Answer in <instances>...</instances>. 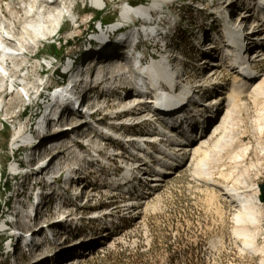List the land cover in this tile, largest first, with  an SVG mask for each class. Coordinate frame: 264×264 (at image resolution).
<instances>
[{
	"label": "rangeland",
	"instance_id": "obj_1",
	"mask_svg": "<svg viewBox=\"0 0 264 264\" xmlns=\"http://www.w3.org/2000/svg\"><path fill=\"white\" fill-rule=\"evenodd\" d=\"M129 1L132 6L148 5L150 2V0ZM121 2L122 0H105L104 7L99 9L94 7L90 0H69L70 8L75 6L74 12L78 22L75 23L70 18H66L59 33L54 37L44 39L32 49L31 54L38 53V56L27 65L29 73H31V80L28 82L33 84L34 91L40 83L47 85L43 93L44 97L31 105H29L28 100L20 102L11 110L10 116H13V119H8L5 112L0 113V233L2 232L3 218L7 217L11 221H16L13 216H9L14 212L21 215L20 219L23 220L20 221L21 223L25 224L27 221L22 217V202L38 197L37 191H39V189L33 190L32 184L42 180V187L46 188L44 201L39 206L37 220L31 221L26 229L18 226L19 220H17L16 225H12L17 232L14 233L16 237H22V233L25 231H30L29 234L33 235L35 228H39L40 231L35 232L34 239H31V235L29 245L25 248L21 246L20 242H17L16 254L19 255L18 258L12 255V250L9 247L10 241L7 240L4 243L3 237L0 235V264H37L42 260L41 264H72L73 262L74 264H264V206L255 208L260 218V225L257 228L249 222L246 223L250 237L239 235L236 232L238 226L236 214H238L239 206L231 197L224 194L223 190L207 183L197 172L199 161L206 158L208 171L213 174L215 179L240 191H248L264 182V87L257 94H251L248 90L242 96L235 97L231 107H228V102H225L222 112L216 115V120L211 122L203 137L208 138L210 136L212 124L219 120L224 113L229 120L224 124V128L210 139L206 150H203L202 153L200 151L193 157L188 155L187 159L179 162L175 168L170 171L165 170L168 174L164 181L160 182L159 187L148 190L143 198H132L131 201L123 202L120 191L113 187L120 178L112 183L109 180H98L94 184V190L92 188L87 190L89 199H85L87 193L84 197L79 194L81 183H76V187L73 186L72 182L76 178L70 182L68 173L65 174L66 177H62L60 184L49 182V185L46 186L44 184L48 182L45 181V177H41V170L38 172L34 170L33 167L37 163L49 156H55L51 168L60 166L62 169L64 168V172H71L75 165L82 166L84 163L82 168L85 171L79 170L78 177L80 178L77 177L76 180L95 177L97 174L95 168L92 162L89 163L85 154L98 158L99 154L96 152V147H101L104 149L102 155H106V159H108L112 155L111 149L114 147L113 138H111V134L115 132V129H112L113 126L118 128L125 122L136 123L137 119L144 118L142 114L132 116L142 111L139 107L134 109L131 114L124 113V108L119 103L134 90L131 86L133 78L125 84L117 80V83L110 85L108 80L111 78L106 73L107 64L114 62L115 57L120 55V53L112 51L116 44L110 49H106L104 46L113 40L112 32L114 31L112 28L122 22ZM212 2L213 0H176L175 3H171L173 5L166 6L167 16L170 13H175L178 23L176 26H170L169 32H174V35L164 38L169 46L162 53L157 54L159 56L157 61L171 58L175 71L177 70L181 74L187 71L190 77V82L187 84L197 93H200L199 98L206 95L208 87H211V90L218 92L219 95L222 93L221 89L225 90L224 100H226L229 98L230 87L235 81L233 78L237 75L231 66L228 67L230 69H227L209 63L210 60L218 62L217 58H223L222 53L220 54L222 47L213 51L206 45L207 42L212 43L208 39L211 33L215 32L207 24L209 19L213 21L215 28L221 32H218L214 38L220 37L222 40L224 35V20L220 17L223 6L222 0ZM232 3H234L232 6L234 8L254 9L246 0H232ZM2 4L4 7L14 5L10 1ZM216 10H218L219 15L214 12ZM132 20L136 21L137 24L140 22L136 17ZM137 26L141 27L139 24ZM252 35L254 36H251L253 40L263 35L260 38L262 39L263 58H261L262 60L258 58L260 60L257 59L254 67L257 73L264 75V31L256 30L252 32ZM222 43L224 42L222 41ZM156 44L154 40H151V43L148 42V46L153 47L152 51H158L159 48ZM105 51H110V55H105ZM170 53L172 56L169 55ZM178 55L183 56V59L176 58ZM146 56L147 61H150L149 53ZM126 57L122 56L121 59ZM225 57L230 61L228 56ZM76 60L81 72L84 71L83 78L87 75L89 61L95 62V64H105L104 78L99 82L101 73L99 74L96 69L95 77L97 74L98 77L90 88L86 89L87 91L84 90L85 95L87 94L84 97L89 99L87 106L85 105L81 110L78 107L73 109V114L63 113L60 118L61 121H58L60 123L49 124L45 128L40 126L38 129L45 132L43 135H36L34 124L44 118L40 113V105L45 104V96L56 93V89L68 82H71V87L64 85L65 88L70 87V89L75 90L76 81L70 77L63 80L60 69L66 68L69 62H76ZM47 62H54L57 66L47 68ZM128 62L129 60H125L127 66L129 65ZM43 65L46 70L41 72ZM131 67L133 68V66ZM30 69L32 70L30 71ZM211 69L218 71L217 79L212 77L213 73L210 74ZM56 70H58V74L54 73ZM27 71L24 70L21 74L24 75ZM91 71L93 73L94 69L92 68ZM169 72L172 75L170 68ZM39 77L44 78V80H38ZM132 77H134L133 71ZM79 81H83V79ZM81 84L84 85V83ZM167 85L170 90L175 88H172L173 85ZM79 86L80 84H78L77 90H79ZM83 88L81 92H83ZM7 90L10 92V87ZM77 90L75 91L77 92ZM16 91L25 94L22 84H18ZM174 92L178 93V90ZM182 95L183 92L178 93L176 100L182 98ZM11 97L9 96L8 100ZM79 97L76 95L72 102L79 103L77 99ZM222 97L220 95L219 98ZM212 99L206 100V107L215 105V103L208 105ZM156 100L158 101V98ZM145 104L144 107L152 105L149 101L147 103V97ZM156 106L157 104L154 105V107ZM66 109L68 107H57L56 110L65 112ZM149 109L152 107L150 106ZM226 109H229V112ZM84 110L94 111L96 115L89 117L91 120L89 124L77 132L74 131L77 134L72 136L73 134L69 132L73 129L66 130L65 127L82 126L83 120H86ZM116 112L118 113L115 114ZM128 115L130 116L128 117ZM97 116L103 118L94 119ZM20 124L24 125V130L31 132L29 133L31 138H35L36 141L39 140L38 145L35 146L39 149L30 154V156L37 154L36 160L32 161L31 169L24 165L25 169H30L31 175L16 178L12 176L14 173L12 166L17 165L28 153V147L17 149L21 144H24L23 142L13 145L15 134L20 130ZM62 128L64 131L61 130ZM106 130H110V133H107L109 138L105 137ZM134 130L136 128L128 127L117 132V134L125 140H129L128 131ZM142 130H144L143 126L138 129V132ZM191 130L193 128L189 127V131ZM193 133V138L195 136L200 137L199 132ZM64 135L66 136L62 139ZM165 136L160 137L163 144L170 142L163 139L166 138ZM59 138L65 142L55 150H52V143L43 145L45 139L49 141ZM71 143H76L80 147V152L73 158L69 156L71 150L68 148V144ZM84 143H88L87 146ZM191 144L195 146L198 142ZM185 152L189 153L188 150ZM122 160L121 156H118L116 160L113 159L112 161L115 163L111 164L112 167L120 168ZM133 163L136 162L133 161ZM129 166L132 167L133 164ZM24 184L27 185L25 188ZM70 186L74 187L76 195H80L78 196L79 200L75 196L69 207L64 204L58 205L57 201L63 192V187L68 190L71 189ZM74 189L72 188V190ZM247 193L252 194L253 191ZM78 204L85 206L78 209ZM128 205L134 206V209L129 210L130 206ZM114 211L119 214L120 219L114 218L116 223L111 227L116 232H110L108 229L110 226L107 225L108 217L112 216ZM95 215L96 219L90 220V217ZM63 216L65 217L62 220ZM81 217H83L82 225L79 224ZM75 221L79 222L76 229L82 228V232L79 234L73 231L72 224ZM67 227L71 230L68 237L65 234ZM97 233L102 235H97ZM90 237L92 241L87 242ZM249 239L253 241V247L246 244ZM65 253L69 255L70 260L65 261ZM77 254L84 256L78 257Z\"/></svg>",
	"mask_w": 264,
	"mask_h": 264
},
{
	"label": "bare ground",
	"instance_id": "obj_2",
	"mask_svg": "<svg viewBox=\"0 0 264 264\" xmlns=\"http://www.w3.org/2000/svg\"><path fill=\"white\" fill-rule=\"evenodd\" d=\"M8 1L13 2L14 5L4 7L2 3L8 2ZM175 1L176 0H150L148 5H138V6L137 5L132 6L129 3L130 2L129 0H122V2H121V4H122V8H121L122 22L120 24H118L116 27L112 28V30L114 31V32H112V38H113V36L118 38L119 36H121V35H118V33L121 32V30H124L126 27L132 26V23L135 22L132 20L134 17H136L137 19L143 18L146 21H143L140 24L141 27H139L138 29L132 28V31H130V32H136L135 33L136 35H134V34H131L130 36L125 35L123 38V41L121 42L122 46L120 47V44L116 43L115 48L113 50L112 49L111 50L114 53H120L118 51V49L119 48H125L126 47L125 45L128 43L127 41L133 40L132 41V43H133L135 41V37L138 36L139 34L140 35L145 34V38H146L145 40L147 43L148 42L151 43V40H154V41H156V43L160 44L158 46V48H159L158 51H152V53H149V55L151 56L150 61H147L148 59H147L146 54H142V57H138L139 62H151L150 64H147L142 69H140V72L142 73L144 80L146 81V84L141 85V86H144L143 90L138 88L139 91H137V90L136 91L139 93L144 92V95H148V96L150 94L153 95L152 98L150 96H149L150 98L147 97V103L149 101V103L153 105V106L150 105L152 107V109H149L150 106L144 107V104L146 103V98L144 99L143 96L136 95L135 90L131 91L130 94H127L124 97V100L121 99L123 101H121V102L119 101L121 107L124 108L123 109L124 113H130L131 114L133 112V110L136 109L137 107H139L140 110H142V111H140V113L132 115L133 117L135 115L139 116L141 114H142V117L143 116L146 117V116L150 115L156 120V113H157L156 109H157V106L159 105L158 101L166 100L167 102H169L168 104L171 105L172 101H175L177 99L176 95L178 93L174 92V89H175L174 88L175 87L174 78H175V75L176 76L180 75V73L177 72V70L176 71L174 70V67H173L174 64L171 61V58L157 61L158 60L157 58L159 57L157 54L162 53L169 46V43L164 38L169 37V35L170 36L174 35V32L170 33L169 32L170 29L166 31L165 28L168 26L169 27L170 26L171 27L176 26V24L178 23V19L176 18L175 13H170L169 16H167L168 11L167 12L165 11L166 6L167 5H173L171 3H175ZM246 1H247V3H249V5H251L250 7L254 8L253 10L250 8L243 9L244 7H242V6H241L242 10L238 9V8H234V7H232L234 4V3H232V0H222L223 6H222V14H220V17L222 20H224V35L222 36V38H223L222 40L220 37H218V39L221 42L222 41L224 42V43H222L221 49H225V51L221 50V52H220V54L222 53V56L224 55V56H228L230 58L231 55L232 56L238 55L237 54L238 51L231 47V41H232V37H230L231 34L238 36L239 32H243V33L247 34L248 39H250V38L254 37L252 35V32H255L256 30H260V29L262 31H264V26L261 25L257 20H255L256 19L255 17H257L260 14H264V5L259 4V0H246ZM90 2L92 3V5L94 7L99 8V9H102L105 5V0H90ZM213 2H214V0H213ZM68 3H69V0H0V113L5 112L8 119L14 118L13 116H10L11 110L16 105L20 104V102H22L23 100L25 102L28 100L29 105H31V104H34V102H36V101L38 102L39 100H41L43 98V93L46 90L47 85L45 83H40L39 86L35 87L36 91H34V87L32 86L33 84L28 82V80H31L30 79L31 73H29V69L27 68V65H29L31 60H33L34 58H37V56H38V53L31 54L32 49L34 47H37L39 45V43L41 41H43L44 39L54 37L57 33H59L62 29L63 22L66 18H70L71 21H73L75 23L78 22V19L75 15V12H74L75 6L70 8V5ZM217 11L218 10H216L214 12L217 15H219L217 13ZM154 13H157V14L154 15ZM164 17H167L169 19V23L167 20H164L165 19ZM171 18H172V21H170ZM156 19H160L161 23H163V24L156 25V23H155V22H157ZM114 25H116V24H114ZM136 25H138V24H136ZM259 27H260V29H259ZM261 37H263V35H260V37H257V38H261ZM100 38H102V37H100ZM128 38H129V40H128ZM138 40H139V42L143 41L141 36ZM211 42L212 43L207 42L208 44H206V45L207 46H210L211 44L213 45L214 42L213 41H211ZM253 42H254L253 38L250 41H248V43H250V44H249V46L247 45V47H246L247 49L244 53L245 58H252L254 56H258L257 59L263 58V53H262L263 48L262 47L253 48V45H254ZM156 46H157V44H156ZM243 46H245L244 43H243ZM248 48H249V50H248ZM104 54L110 55V51H105ZM169 55L172 56V53H170ZM176 58L183 59V56L178 55V57H176ZM230 59H231L230 63H232V65L234 64L233 63L234 61H237L236 58H230ZM260 59H258V60H260ZM125 60H129L128 66L125 63ZM154 61H156V62H154ZM130 62H133L132 58L126 57L125 59L124 58L123 59H117L114 62L107 64L108 70L106 73L109 74V77L111 78V81L109 82L110 85L117 83L118 82L117 80H120L119 81L120 83L122 82V84H125V82H127L133 78L132 77V71L135 72V68L131 67ZM209 63L212 64L213 66H219L218 63H220V62H213L210 60ZM255 63L256 62H249L247 64H242V67L238 66L237 68L231 66V68L235 70V73H236L239 80H235L234 83L232 84V86L230 87L231 90L228 93L229 98H227V102H228L227 106L228 107H231L233 105L235 97L242 96L248 90H250L251 94H253V93L257 94L259 91L263 90V87H264V75L263 74H261L260 77L256 78L255 80L250 81L247 84L245 81V80H251V78L256 75L257 72L255 71V67H254ZM77 65H78L77 60H76V62L75 61L69 62V64L65 68V70L68 69V74H69L71 69L78 68L74 73L75 78L73 80L76 81V83L74 85L75 90H77L78 84H80L79 90H77V92H76L75 90L70 89V87H66V88L64 87L63 89L61 88V90L57 91V93L55 94L57 97L59 96V99L57 98V101L55 103H53V105H49V104L52 102L53 98H56V96L53 94H50V97L45 100V104L40 105V111L42 110L41 111L42 114L44 113L43 110H45L46 108H48V110L50 111V114H47L42 120H39L36 122V124H34L36 135L40 136V135H43L45 132L44 130L41 131L42 129H38V128H40V126H41V128H45L46 125L48 126L49 124L60 123L58 121L60 120L63 113L73 114L74 113L73 109L75 110L78 107L79 110H81V108H84L85 105L87 106L89 99L84 97V96H87V94L85 95L84 90H86L88 87L90 88V86L95 82V79L97 78V77H95L96 69L99 71L98 72L99 74L101 73L99 82H101V79L104 78V76H105V72H104L105 64H102V63H99V64L96 63L95 64V62L92 63L91 61H89V64H87L89 66L88 72H87L88 74L84 76L85 79L83 78V75H84L83 72L84 71L81 72V70H80L81 68L78 67ZM96 65H98V67ZM55 66H57L56 63L47 62L46 67L47 68H53ZM42 68L43 69L41 70V72H44L46 70V69H44L45 66L43 65ZM92 68L94 69L93 73H92L93 70L90 72V70ZM169 68L172 72V75H170ZM24 70H28V71L26 73H24V75H22L23 74L22 72ZM31 70L32 69H30V71ZM214 71H216V72H214ZM56 72H57V70L54 73H56ZM173 72H175V73L173 74ZM217 72L218 71L214 70V69H211V71H210V74L213 73V75L212 74L211 75L214 79H217ZM188 74L189 73L187 71L184 72L183 75H184L185 80H183V83L187 84L188 82H190V77ZM90 78H92V80H89ZM82 79L84 82L79 81ZM158 79H160V80H158ZM38 80L43 81L44 78L39 77ZM81 83H84V85ZM164 83L173 85L172 88H174V89L173 90H167V89L162 88L161 84L163 85ZM18 84L19 85L22 84V86L25 90V94L22 93L21 91H18V92L16 91V87L18 86ZM109 84H106V85H109ZM81 85H83V86H81ZM8 87H10V89H11L10 92L7 90ZM82 87H84L83 92H81ZM145 87L147 89H144ZM58 92H60V93H58ZM74 92H76V93H74ZM154 92H156V93L154 94ZM187 92H189V91H187ZM78 93H79V95H78ZM60 95L63 98H61ZM76 95L80 96L79 98H77L79 100V103L72 102V100L76 97ZM9 96H12V97L8 100ZM156 97L158 98V101L156 100L157 99ZM219 97H220V95L214 97L208 103V105L209 104L213 105L214 103H215V105L213 107H207L205 109L207 113H205V112L202 113V118H201L202 122L201 123L206 124L209 121V118H210L209 113H214L215 107H218L217 102L220 99ZM180 99H182V98H180ZM117 100H120V98H117ZM143 101H144V103H142ZM154 103L157 104L156 107H154V105H156ZM234 105H235V103H234ZM57 107L58 108L59 107H63V108L68 107V109H66L65 112L63 110L61 112H59V110L58 111L56 110ZM229 109H231V108H229ZM229 109H226V110L229 112ZM83 112H84V115H86V118H85L86 120H83L84 124L82 126L78 127V126L72 125V126H66L65 127V128H67L66 130L73 129L71 132H69L70 134H73L72 136H74V134H77L74 131L77 132V130L86 127L89 124V122L91 121L90 118L92 116L96 115V113L94 111H91V110H84ZM149 112L152 113L153 115H151ZM117 113L118 112H116L115 114H117ZM129 116L130 115H128V117ZM53 117H56V118L52 119ZM102 118L103 117H101V116H97L94 119L97 120V119H102ZM227 120H229V118L224 113L223 116H220L219 120L215 121L212 124L213 128H212V131H211L210 136L208 138L203 137L206 134L205 130L203 131V134L200 135V137L195 136L193 138L194 139L193 142H198V144L195 146L190 144V146H189L190 149H189L188 155H191L193 157L196 154H198L200 151L202 153L203 150H206L205 148L208 147L210 139L214 135H216L222 128H224V126H225L224 124L226 123ZM125 123H132V122H125ZM55 124H53V125H55ZM61 130L64 131L63 128ZM109 131L106 130V132H105L106 138L110 137L107 134V133H110ZM176 132H177V134H176ZM178 132L179 131L172 132V137H179L182 135V134L179 135L180 132H179V134H178ZM29 133H31V132L24 130V125L20 124V130L15 134V137H14L15 139L13 141V145H17V144L23 142L24 145L31 146V149L28 153L29 155H27V159L25 162L26 168L30 167V169H31L32 161L36 160L37 154H35V155L33 154L31 156H30V154L32 151H36L39 149V148L35 147L38 145L37 143L39 142V140L36 141L35 138H31V136H30L31 134H29ZM65 136L66 135L62 136V139H64ZM146 137H140L139 140H144V139H146ZM159 137H161V136H159ZM165 137L166 138H163V139H165L166 141H171L169 138H167V136H165ZM62 139H60V138L57 140L50 139L49 141L48 140L46 141V139H45L43 141L44 142L43 145L47 144V143H52L51 144L52 150H55V149H57V147H60V145H62V143L65 142V140H62ZM33 143H34V145L35 144L36 145L34 146ZM87 144L84 143L85 146H87ZM166 144L167 143H164L163 145H166ZM68 148L71 150L69 152V156H72V158L76 157V154L80 152V147L76 143L68 144ZM86 153H87V151H86ZM90 153H92V152H90ZM174 153H177V155H178V152L174 151ZM116 154H118V153H116ZM82 155H83V153H82ZM85 156L88 159H92L90 154H87V155L85 154ZM80 158H81V156H80ZM54 160H55V156H53V157L49 156L48 158H45L44 160L37 163L35 165V167H33L36 172L41 170L40 171L41 177H45V181H47V182L59 183L61 181L62 177L65 176V174H67V173L69 175L68 178L71 182L74 178L77 179V177L79 176V170H81V172L85 171L82 168L84 163L82 166H80V165L76 166L75 165L74 169H72L71 172H69V171L64 172L65 171L64 168L62 169V167H60V166H57L55 168H51L50 166L53 165ZM19 165H20L19 162L17 163V165H13L12 170L18 171L20 169ZM207 165H208V161L206 158L200 160L198 163V166H197L198 167L197 168L198 174H200L201 177L207 181V183H209L213 186H216L219 189L223 190L224 194L231 197L237 203V205L239 206V210H238V214H236V221H237L236 223L238 224V226L236 228V232L239 235H244L246 237L247 236L250 237V231H249V228L246 225V223L249 222V223L253 224V226H256L255 228H257L260 225L259 214L255 211V208L264 206V202H262L260 199L261 186L259 185L258 187L255 186V187L250 188L248 191H253L252 194H248L247 193L248 191H240L233 186H230L226 183L220 182L217 179H215L213 174H211L208 171ZM132 167L129 166V168H132ZM30 169H28V173L31 175ZM128 171H130V170H128ZM128 171L124 172V176H122L123 179L126 177V174L128 173ZM166 171H169V169H166ZM28 173L26 172V176L29 175ZM15 175L16 174H14V176ZM79 178L80 177H78V179ZM76 179H74V181ZM121 180H122V178L119 181H121ZM42 182L43 181L41 180V181H38L37 183L32 184L33 190L36 191V189H39V191H37L38 197H36V203H35V213L36 214L39 213V206L42 205V203L44 201V196H45V189H46L45 187L36 188V186ZM72 184H73V186L76 187L75 182ZM43 189H44V191H43ZM259 192H260V194H259ZM81 193H84V190H82ZM86 193H87V191L85 192V194ZM22 204H24V202H22ZM133 207L134 206H130L128 209L129 210L134 209ZM261 209H260V211H261ZM32 212H33V210L31 211V214H32ZM64 217L65 216H63L61 219L63 220ZM25 218H27V221L25 222V224L23 222L21 223L20 221H18V226H22L24 229H26L29 226L28 224H31L30 223L31 220L29 221L28 217H25ZM33 218H35V217H33ZM16 224H17V220L11 221L10 223L9 222L3 223L2 227H1V231L5 230V229L12 230L13 229L12 225H16ZM38 231H40L39 228L34 229V234L33 235L31 234L32 237H31V235L28 237L29 242H30V237H31V239H34L35 238V232H38ZM18 238H19V236L16 237V235L14 234L13 239L15 241H18ZM246 244L253 247V241H250V239H249V241L246 242ZM10 245H11V242L9 243V247H10ZM16 245L17 244H15L14 248L12 249V255L15 256V258L16 257L18 258L19 255L17 256V254H16V252H17ZM66 253L64 254L66 256L65 261L70 260V258L68 257L69 255H66ZM71 255H73V254H71ZM82 255L83 254H81V255L77 254L78 257L82 256ZM42 261L41 262L39 261V263H37V264H41ZM72 264H74V262Z\"/></svg>",
	"mask_w": 264,
	"mask_h": 264
},
{
	"label": "water",
	"instance_id": "obj_3",
	"mask_svg": "<svg viewBox=\"0 0 264 264\" xmlns=\"http://www.w3.org/2000/svg\"><path fill=\"white\" fill-rule=\"evenodd\" d=\"M261 186V196L260 199L262 202H264V182L260 184Z\"/></svg>",
	"mask_w": 264,
	"mask_h": 264
},
{
	"label": "trees",
	"instance_id": "obj_4",
	"mask_svg": "<svg viewBox=\"0 0 264 264\" xmlns=\"http://www.w3.org/2000/svg\"><path fill=\"white\" fill-rule=\"evenodd\" d=\"M0 212H1V210H0Z\"/></svg>",
	"mask_w": 264,
	"mask_h": 264
}]
</instances>
